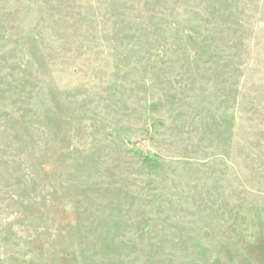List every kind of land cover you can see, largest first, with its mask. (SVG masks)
<instances>
[{
  "label": "rangeland",
  "instance_id": "1",
  "mask_svg": "<svg viewBox=\"0 0 264 264\" xmlns=\"http://www.w3.org/2000/svg\"><path fill=\"white\" fill-rule=\"evenodd\" d=\"M0 264H264V0H0Z\"/></svg>",
  "mask_w": 264,
  "mask_h": 264
},
{
  "label": "built area",
  "instance_id": "2",
  "mask_svg": "<svg viewBox=\"0 0 264 264\" xmlns=\"http://www.w3.org/2000/svg\"><path fill=\"white\" fill-rule=\"evenodd\" d=\"M144 143V141L142 140L141 142H137L136 143V147H139L140 145H142Z\"/></svg>",
  "mask_w": 264,
  "mask_h": 264
}]
</instances>
